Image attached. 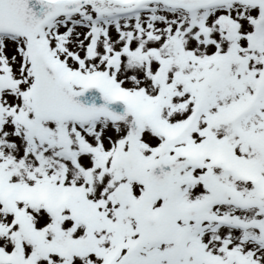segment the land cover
Listing matches in <instances>:
<instances>
[{
  "label": "snow or ice",
  "instance_id": "snow-or-ice-1",
  "mask_svg": "<svg viewBox=\"0 0 264 264\" xmlns=\"http://www.w3.org/2000/svg\"><path fill=\"white\" fill-rule=\"evenodd\" d=\"M0 264H264V0H0Z\"/></svg>",
  "mask_w": 264,
  "mask_h": 264
}]
</instances>
